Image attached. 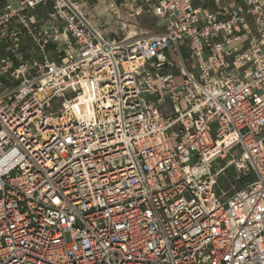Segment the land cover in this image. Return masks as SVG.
<instances>
[{"label": "built area", "instance_id": "2783aa9c", "mask_svg": "<svg viewBox=\"0 0 264 264\" xmlns=\"http://www.w3.org/2000/svg\"><path fill=\"white\" fill-rule=\"evenodd\" d=\"M119 1L0 0V264H264V0Z\"/></svg>", "mask_w": 264, "mask_h": 264}, {"label": "rangeland", "instance_id": "374dc122", "mask_svg": "<svg viewBox=\"0 0 264 264\" xmlns=\"http://www.w3.org/2000/svg\"><path fill=\"white\" fill-rule=\"evenodd\" d=\"M10 5L15 7L17 5V0H8ZM88 3V6L99 8L98 11L101 13V10L105 7L103 4V0H85ZM106 8L103 9L99 16L89 17L88 13L86 15L88 18L95 23L97 27L101 25V31L106 37H117L123 38L125 35H131L130 33L134 32V34L138 33L139 37H143L146 35H150L152 33L163 31V22L157 18H155L152 14L143 13L139 17L131 18L128 16V10L122 9L120 13V19L117 17L110 15L109 12L105 11ZM86 11V10H85ZM87 12V11H86ZM121 23L125 24L124 31L121 29ZM183 77L179 74L177 75V83L182 84ZM183 109L186 108L184 102L181 103ZM233 169L228 171V174H232Z\"/></svg>", "mask_w": 264, "mask_h": 264}, {"label": "crops", "instance_id": "0c3cea01", "mask_svg": "<svg viewBox=\"0 0 264 264\" xmlns=\"http://www.w3.org/2000/svg\"><path fill=\"white\" fill-rule=\"evenodd\" d=\"M103 2V4L105 5V7L104 8H106V12H109V9H108V7H107V5H106V3L104 2V0L102 1ZM118 3H122V0H120ZM83 8H84V10H86L85 12L86 13H88V15H89V17H93V15L94 16H99L102 12L104 13V11H103V9L101 10V13L98 11V9L99 8H96V6L95 7H91V9H90V7L88 6V3H86L84 6H83ZM111 14H109V16H110Z\"/></svg>", "mask_w": 264, "mask_h": 264}, {"label": "bare ground", "instance_id": "6f19581e", "mask_svg": "<svg viewBox=\"0 0 264 264\" xmlns=\"http://www.w3.org/2000/svg\"><path fill=\"white\" fill-rule=\"evenodd\" d=\"M130 34H131V36H133V35H134V32H132V33H130ZM91 93H92V92H91V89L89 88L88 91H87V93H86V95H85V97H86V98H89L90 95H91Z\"/></svg>", "mask_w": 264, "mask_h": 264}]
</instances>
